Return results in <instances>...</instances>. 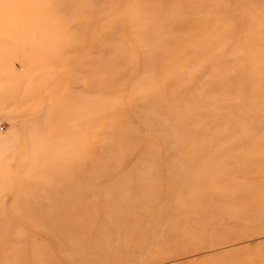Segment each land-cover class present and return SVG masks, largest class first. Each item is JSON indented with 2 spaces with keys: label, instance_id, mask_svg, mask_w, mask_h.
<instances>
[{
  "label": "rangeland",
  "instance_id": "obj_1",
  "mask_svg": "<svg viewBox=\"0 0 264 264\" xmlns=\"http://www.w3.org/2000/svg\"><path fill=\"white\" fill-rule=\"evenodd\" d=\"M0 264H264V0H0Z\"/></svg>",
  "mask_w": 264,
  "mask_h": 264
},
{
  "label": "bare ground",
  "instance_id": "obj_2",
  "mask_svg": "<svg viewBox=\"0 0 264 264\" xmlns=\"http://www.w3.org/2000/svg\"><path fill=\"white\" fill-rule=\"evenodd\" d=\"M163 239L165 240V238H163ZM163 239H162V241H163ZM157 241H159V240H157ZM162 241H161V239H160V241H159V242L161 243ZM166 241H167V240H166ZM164 242H165V241H164ZM162 243H163V242H162Z\"/></svg>",
  "mask_w": 264,
  "mask_h": 264
}]
</instances>
